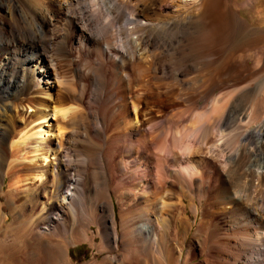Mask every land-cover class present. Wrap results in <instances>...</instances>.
<instances>
[{"label":"bare ground","instance_id":"obj_1","mask_svg":"<svg viewBox=\"0 0 264 264\" xmlns=\"http://www.w3.org/2000/svg\"><path fill=\"white\" fill-rule=\"evenodd\" d=\"M43 1L0 0V189L6 182L13 222L33 218L25 235L19 232L24 221L14 229V247L6 257L19 264L17 239L30 234L39 246L50 247L52 264H73L69 245L75 240L87 241L98 253L115 252L86 264H142L143 254L151 256L152 264H190L198 256L191 264H264V154L240 155L237 166L227 171V187L216 188L207 179L210 173L190 167L188 141L198 132L176 144L166 123L169 116L156 114L151 105L162 96L169 105L199 106L229 79L243 92L236 120L246 115V125L256 121L264 109V84L253 91L241 85L264 68V29L244 20L238 14L242 4L233 0L227 34L224 28L227 44L209 59L215 75L208 81L200 77L194 88L189 74L204 66L190 58V44L201 41L208 23L213 26L205 0H62L64 6L48 0L42 5L46 10L40 7ZM218 106L197 116L211 124L200 132L202 141L220 120ZM233 115L227 110L222 118L229 124ZM158 129L162 134L154 140ZM263 130L264 121L240 136L259 142ZM246 159L248 174L241 170ZM229 187L244 197L228 196ZM251 192L255 195L249 197ZM185 197L199 204L192 216L199 217L198 232L191 237ZM226 202L233 204L229 213L240 211L247 218L245 224L227 225L243 237L217 236L216 225L203 230L207 212ZM145 207L151 212L145 211L142 223L137 216ZM6 218L0 203V222ZM164 223L169 228L174 223L176 246L162 240ZM57 235L70 241H59Z\"/></svg>","mask_w":264,"mask_h":264},{"label":"rangeland","instance_id":"obj_2","mask_svg":"<svg viewBox=\"0 0 264 264\" xmlns=\"http://www.w3.org/2000/svg\"><path fill=\"white\" fill-rule=\"evenodd\" d=\"M46 1H48V0H44L42 2V4H40V7H42V5H44L46 7V4H47ZM60 1H61V4L64 6V2H62V0H60ZM181 1H184V0H181ZM238 1L243 6L242 8L239 9L238 14L244 20L248 21L253 27H261L264 29V0H238ZM205 2H206L205 6L207 9L205 14H206V16H208L207 19H210L209 21H211L213 19L211 21V22H213L212 23L213 26H210L211 23H208L207 24L208 29L205 28L204 29L205 31L203 30L204 33L201 34L202 36L204 35L203 37L201 36V41L193 40L190 44V51H189L190 58L191 59L194 58V59H192L193 61H195L196 63H202L203 64L202 67L204 66L203 67L204 70L202 69L200 71V73L197 72L198 73L197 74V73L192 71L189 74L188 78L191 80V81L190 80L189 81L191 83H194L193 84L194 88H199L197 86H200V84H199L200 80H198V79H200V77H202L203 80L208 81L212 75H215V72H214L215 70H213V69H215V67H213V69L211 68L213 65L210 64V60H209L210 55L213 53H217L218 50H220L219 47L221 45L223 46V48L225 47V45L227 44L226 39H228V36L226 37L224 35H226L228 33L227 31L229 29V26L231 27V25H232V23H230V22H232V19L230 18V16H231V12H232L231 11V9H232L231 5L233 4V0H205ZM44 6L42 8L46 10V8H44ZM227 13L228 14L230 13L229 14L230 16ZM211 14H213L214 16L216 15L215 20L212 17L213 15H211ZM229 18L231 19V21ZM51 19L53 20V18H51ZM58 20H59L58 24L63 23V17H61ZM222 26H223V28H222ZM227 26H228V28H227ZM225 27L227 28L226 32L224 31ZM218 28L220 29V31L221 30L223 31V34H220V31L218 32V30H219ZM215 33H217L219 35H216ZM222 35L224 36V38H222L223 37ZM217 37L222 38V40H220ZM237 41H238V39H237ZM198 46H199V48H198ZM199 49H201L202 52H200ZM254 61L256 62V63L254 62V64L258 63V60H254ZM205 63L207 66L210 64L208 66V68H205L206 67L204 65ZM252 68L254 69V71H257V69H258V67L256 65L252 66ZM261 69L260 70L258 69V71H260L259 73L257 72L245 84L241 85L242 89H243V86L248 85L251 87V89L253 91L255 89L256 90L259 89V87L262 84H264V68L262 70ZM61 73H62L63 77H65V79L69 78V79H67V81L71 80V78H72L71 74H69L65 71H63ZM44 80H45V78H44ZM58 83L59 82L55 81V79L50 80V84H52L53 86H57ZM44 85L45 84L43 83V86ZM220 86H218L219 90L216 88L215 90L210 91V94L209 95L207 94V96H206L207 98H205V100H200L199 106L192 104V103H189L190 105L185 103V106L184 105L180 106L179 105L180 103H177V102H176L177 105L176 104L169 105L168 103L165 102V100H163L164 97L162 98V96L161 97L159 96L160 99L157 98L159 101H162V103L158 102V100H157V104L155 103L156 101L154 102L156 104V106L153 105L154 103L151 104L154 111H156V114H158L157 112L159 110V112L162 111L163 116H164V114L166 115L165 118L167 116H169V117H167L169 119L166 118V120L169 121L170 123L169 122H166V123H167V126L171 127L172 135H174V139H176L175 140L176 144H177L178 140L181 139L186 134L192 135L193 131L198 132V135H196L197 137L191 136L189 141H188L190 143L191 147H190V151H188V153L187 152L186 153L189 154L190 157H192V158H190L191 159L190 167H192V168L197 167L196 169L198 170V172L200 170L205 169L204 171H206L207 174L210 173V175L207 176V179L210 182H212L214 187L218 188V186H219L220 187L219 189H221L222 187H225V186L227 187V185H228L227 182L229 181L227 171H229V169L235 168L237 166L236 162L239 160L238 157H240V155L251 156V155H262V154H264V130H263V133L261 134V136L259 138V142H256L255 138L254 139H252V138L247 139V137L242 138L240 136L244 132L243 131L244 129L256 126L258 123L261 124L264 121V109L260 113L257 120L252 122V123H248L247 125H246V123H244V120L246 121V115L243 116L244 119H242L241 122L237 121L239 114L243 110L242 106L240 105V103L238 101L239 96L241 95V93H243V92H241V87L239 85H238V87L236 85H233V81L232 80L229 81V79L227 81H223L220 84ZM138 88L139 87L135 88V89H137V92H141L138 90ZM211 92H213V94ZM254 95L257 96V94H254ZM209 96H211V97H209ZM220 97H221V99H220ZM252 98L254 100L256 97L253 96ZM213 101H215V102H213ZM216 101H217V103H216ZM225 104H226V106H225ZM167 105H169V106H167ZM213 105H216V106L220 105L222 107V115L220 117V120L218 119L216 121L217 123L215 124V127L212 126V128H213L212 134L209 136V138H205L202 141V139L198 136H200V134L204 130L209 129V126L211 124L207 121L208 120L207 117H206V119L204 118L202 121H198L197 116L201 113H208L209 111H210L209 114H211V111H212L211 107ZM175 106H177V107H175ZM187 106H189V107H187ZM220 106H218V107H220ZM199 107H200V109H199ZM162 108H164V109H162ZM196 108H198V109H196ZM223 108H224V110H223ZM227 110H234V115H235V116L233 115L234 119L232 120V122H231L232 125H230V127H229V124H231V123L228 124V122H225L222 118L223 115H225ZM179 111H180V113H179ZM181 112H182V114H181ZM51 120H52V122L54 121V118L52 116H51ZM221 122H223V123H221ZM219 123H221V124H219ZM225 124H227V125H225ZM223 126H225V127H223ZM218 128H220V130ZM215 129L216 130L218 129V130L216 131ZM221 130H222V132H221ZM157 134L160 136L162 134V129L157 130V132L155 133V135L157 137L154 135V138L156 137L155 139L153 138L154 140L158 139L159 136ZM52 138L54 139V141H57V140H55V138L53 136H52ZM248 140H249V143H247ZM108 146L107 147L109 150L110 145L108 144ZM186 153H184V154H186ZM178 154L182 155V152L179 151ZM234 164H235V167H234ZM244 164L245 165H242V167L243 166H246V167L241 168V170L244 172L246 171L248 174L249 171L247 169V166H248L247 159H246V162H244ZM142 168H144V165ZM250 168L252 170H254L255 173H259L261 171V168L258 169L257 166H250ZM243 178H242V181L246 182L247 179H249V176H247L246 178L245 177H243ZM221 179H222V181H221ZM252 184L257 185L258 180L253 179ZM229 188L230 189L228 190V192H225L226 194L228 193V196L230 195V196L235 197V198L244 197V195H245L244 192L239 191L237 188L234 189V187H229ZM5 190H6V182L4 183L2 189H0L1 210H2V212L6 213V215H7L6 221L0 222V239H3L5 241L4 247L0 246V249H1V247H3L2 248L3 251L0 250V264H14L12 259H10V258L8 259V257H6V255H8L7 252H9V250H11V248L14 247L13 245H14L15 239L12 237V233L15 231L14 229L16 227L20 228L22 222L24 221L23 222L24 224H22V226H21V229H22V227L24 229H22V230L20 229L19 232H21L22 235H23V233L25 235V232H26L25 230L26 229L29 230V228H31L33 218L25 217L24 220L20 219V221L18 223L13 222L12 217L8 212L9 210L6 206ZM214 190H217V189H214ZM251 193L252 194H250L249 197H252L255 195V192H251ZM183 200H184V202H183L182 206L184 207V209L186 211L185 216H186V218L188 217V219L190 220V222L192 224V229H191V232L189 233V237H191L194 232H196V231L198 232L196 223H198L199 217L197 219H194L192 216H193L194 206H196V208H198L199 204H198V200L195 198H194L193 202H191V200L187 197H185ZM173 206H174V204H173ZM233 209H234L233 204H229L228 202H226V203L221 204L217 209H215L216 212H211L210 215H207L208 214V212H207V214H206L207 219L205 218L207 220V222H206L207 224L204 223L203 230H205V228H206L205 232H210L211 227L213 225L214 226L216 225L217 229L215 228V231H217L216 232L217 236L235 235L238 237L239 236L243 237L244 236L243 233H236V230H232L231 228L227 227V225H231V224L236 223V222H241L242 224H245V222L247 221V218H245L243 216L244 213H241L240 211H237L238 213L236 212L234 214L229 213ZM115 210H116V212L118 210V206L116 203H115ZM147 210L149 212H151V208L148 209V207H145L144 209L138 211L137 220H139L140 222L143 223L145 221L144 213H146L145 211H147ZM210 211H212V210H210ZM150 219L153 222V215L150 217ZM225 221H227V223H225ZM30 222H31V224H30ZM225 224H226V226H225ZM165 225H167V224L164 223V227L161 228V229H163V228L164 229L161 230L162 232H160V236H161V234H163L162 235V236H164L163 238H165V236H166V238L162 239V240H165V241L167 240L169 244H171V242H172L171 245L176 246L179 243V241H178V239H176L177 238L176 236L174 237L175 234H173V233H175L173 230L174 223H173V225L171 224L172 226L170 228L168 225L167 226H165ZM205 225H206V227H205ZM7 226H10V227H7ZM91 227H92V229H95L94 225H91ZM165 228H167V229L165 230ZM4 230H5L6 234L2 235L4 233ZM167 231H169V232H167ZM165 233H167V234H165ZM167 235H169V236L167 237ZM171 236H172V238H171ZM29 238L31 240H29ZM56 238H57V240L63 241L65 243L70 241V238L65 236V235H57ZM18 239H20V241ZM18 239H17V241H18V244L20 246V251H21L19 254L20 256H18L19 259H21V260H19V264L20 263L21 264H50L51 263L50 262L51 258H50V254H49L50 253V247H48L47 245H44V244L39 246L38 244H36L34 242L32 236L30 234L23 236V237L21 236V238L19 237ZM97 239H98V237L96 236V240ZM173 239H175V241H173ZM79 241L80 240H75V242L72 243V245L71 244L69 245V257H70L73 264H86L88 262H92L93 260H102L104 256L115 254V252L98 253L96 251V249L94 247H91L87 241H80V242ZM35 245H37V246H35ZM47 249H49V252ZM5 251H6V253H5ZM185 251H186V248H185ZM5 257H6V259H5ZM1 258H4L3 261ZM158 258L160 259L161 257L159 256ZM200 258H201V256H198L197 258L194 259V261L196 262V260H198ZM194 261H192V262H194ZM141 262H142V264H152L151 256L149 254H143L141 256ZM192 262H190V264Z\"/></svg>","mask_w":264,"mask_h":264}]
</instances>
